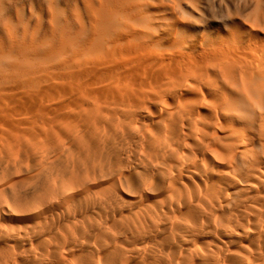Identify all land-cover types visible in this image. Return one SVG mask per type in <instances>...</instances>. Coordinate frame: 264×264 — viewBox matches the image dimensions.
I'll use <instances>...</instances> for the list:
<instances>
[{
    "label": "bare ground",
    "instance_id": "6f19581e",
    "mask_svg": "<svg viewBox=\"0 0 264 264\" xmlns=\"http://www.w3.org/2000/svg\"><path fill=\"white\" fill-rule=\"evenodd\" d=\"M0 264H264V0H0Z\"/></svg>",
    "mask_w": 264,
    "mask_h": 264
},
{
    "label": "rangeland",
    "instance_id": "374dc122",
    "mask_svg": "<svg viewBox=\"0 0 264 264\" xmlns=\"http://www.w3.org/2000/svg\"><path fill=\"white\" fill-rule=\"evenodd\" d=\"M235 4H238V2L236 1ZM231 5H233V2L231 3ZM223 10H224V8L220 9V11H223ZM222 22H223V17H217V19H216V21L214 23L209 22L208 24L210 26H215L216 24H221Z\"/></svg>",
    "mask_w": 264,
    "mask_h": 264
}]
</instances>
